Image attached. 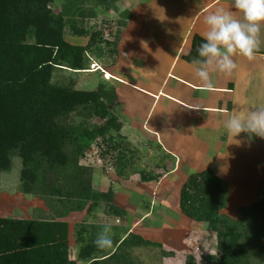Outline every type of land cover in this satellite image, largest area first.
<instances>
[{
	"label": "rangeland",
	"instance_id": "374dc122",
	"mask_svg": "<svg viewBox=\"0 0 264 264\" xmlns=\"http://www.w3.org/2000/svg\"><path fill=\"white\" fill-rule=\"evenodd\" d=\"M214 1L118 0L116 6L108 11L90 1L84 4L83 8L93 11V15L77 21L88 35L74 37L70 30L65 40L71 45L86 47L92 36L97 35V43L87 53L88 66L86 70L76 72L60 67L53 81L70 84L81 91L106 88L115 92L107 120L115 117L119 130L112 129L105 139H98L79 160V166L88 170L83 180L90 181L92 191L97 195L110 192V204L99 201V206L89 212V206L93 205L90 201L84 211L71 212L72 206H61L57 197L52 200L25 195L21 181L22 160L14 157L11 169L0 178V218L56 219L66 223L69 228V259L77 264H89L80 258V252L94 241L102 225L112 226L113 246L105 253H114L129 237L130 230L146 218L150 224L144 225V222L143 226L152 232L151 240L160 241L163 234L159 229L166 230V239L178 246V256L168 260L159 248L130 244L123 248V252L134 264H186L187 257H193L196 264H207L204 261L207 256L217 255L216 234L205 233L201 224L194 227V231L201 232L200 239L199 234L194 235L196 238L190 239L186 248L180 246L175 231L178 229L182 235L184 226H187V221L179 215L181 189L190 176L212 170L229 187L228 205L222 214L240 220L241 208L262 200L264 176L257 173V159L249 153L242 155L238 152L226 159L223 152L218 153L221 143L213 136L200 134L195 138L188 134L186 142L167 144L179 150L184 157V164L177 169L178 159L165 157L159 146L161 142L165 144L162 130L172 132L179 128L180 122L190 124L191 121L186 119L188 113L178 107L184 98L177 89L176 76L180 66L175 76L165 79L161 89L163 77L178 54L180 44L190 33L182 59L191 57L195 35L206 28L204 16L219 7L234 11L233 0H219L210 7V12L207 10L204 16L194 21L197 12ZM53 11L55 15L61 13V1L55 3ZM260 36L264 37L262 26ZM156 68L159 75L154 76L158 72ZM155 91L159 92L157 96L153 94ZM211 98L212 94H209L206 101L211 103ZM92 120L94 125H106L107 121ZM167 138L171 139L164 134V139ZM205 138L210 143L201 145L205 149L197 151L198 139ZM206 146L210 147L208 151ZM120 148L129 150L128 164L117 161ZM172 167L177 169L176 173H172ZM260 171L264 172V168ZM143 174L153 179L144 182ZM59 213L64 214L62 219L58 218ZM198 249L200 253L196 254Z\"/></svg>",
	"mask_w": 264,
	"mask_h": 264
},
{
	"label": "trees",
	"instance_id": "16d2710c",
	"mask_svg": "<svg viewBox=\"0 0 264 264\" xmlns=\"http://www.w3.org/2000/svg\"><path fill=\"white\" fill-rule=\"evenodd\" d=\"M58 1L62 11L55 15ZM88 1L108 11L118 0H0V178L11 169L13 158L19 157L25 195L57 197L61 206H72L71 212L84 211L90 201L89 212L99 201H110V192L97 195L90 181L83 180L88 170L79 166V160L98 139L120 128L115 117L107 120L113 90L81 91L53 81L60 67L76 72L88 66L87 53L97 43V35L86 47L65 40L70 30L74 37L88 35L77 21L93 15L83 8ZM202 42L194 37L188 62L198 58ZM95 118L107 120L106 125H94ZM120 150L117 161L128 164L129 150ZM152 179L142 175L144 182ZM228 199V184L212 170L190 176L181 189L180 211L217 237V255L204 261L264 264V190L261 202L240 209V220L222 214ZM63 217L58 214L59 219ZM68 237V225L56 219L0 218V264H77L69 259ZM129 237L114 253L98 250L92 241L81 249L80 258L89 264H134L123 252L130 244L159 248L165 257L174 255L160 244L133 234ZM186 264L196 261L187 257Z\"/></svg>",
	"mask_w": 264,
	"mask_h": 264
},
{
	"label": "crops",
	"instance_id": "0c3cea01",
	"mask_svg": "<svg viewBox=\"0 0 264 264\" xmlns=\"http://www.w3.org/2000/svg\"><path fill=\"white\" fill-rule=\"evenodd\" d=\"M218 1L219 0H215L210 5L201 8L197 12L194 21L198 17L204 16L206 11L218 3ZM210 11L211 9L209 12ZM262 27H264V25H262ZM205 30L206 28L202 30L200 34H196L195 36L203 39V33ZM189 34L190 33L186 34V37L180 44L178 54L174 57L171 66L167 68L166 75L163 77L164 81L162 82L161 89H163L162 87L164 86L163 84L165 79L175 76V73L180 66V72L176 76L177 89L182 92L184 98L183 100L181 99V104L178 107L180 110L182 109V111H186L188 113V117H186V119L191 120L192 122L190 121L189 124L186 123V121H182L179 124L180 129L176 127L172 132L167 129V131L161 129L165 144L161 142L159 143V146L165 154H169L173 159H178V169L182 164H184V157L179 153V150H175L172 145L169 146L167 144L181 141L186 142L185 138L188 134L194 136L195 138H197V135L206 134L208 137L213 136L221 143L217 151L219 154L220 152H223L222 156L226 159L230 156L233 157L234 153L236 154L237 152V154L242 153L243 155L244 153H249L254 156L258 161L257 173L264 176V172L260 171L261 168H264V139L259 137L249 138L245 133H241L239 136L233 138L224 128V121L233 115L237 109L264 107V48L262 47L264 46V37L259 36L260 46L258 51L255 52L253 60H248L242 56L234 57L233 59L237 64V68L230 75L212 73L211 79L213 87L211 89H206L194 75L195 65L188 62L184 58L182 59L184 50L188 47L189 37L191 36ZM155 71L158 72H155L153 75H159L158 68H156ZM158 93V91H155L153 94L157 96ZM209 94H212L211 100L209 99L211 103L206 101V98H209ZM213 95L215 96L213 97ZM164 134L169 135V138L171 137V139L169 140L167 138V140H165ZM198 141L199 146L197 147L198 149H196L197 151H201V149L204 148V146L201 148V145L210 143L206 140V138L198 139ZM206 149V151H208L210 147L206 146ZM172 169V173L175 171L177 172V169L175 170L174 167H172ZM107 203L110 204V201ZM179 212L180 217L187 221V226H184L182 235L181 231L177 229L175 231V236L178 239V242H180V246L182 245L181 247L186 248L189 240L194 239L196 235L199 234L200 239L201 232L194 231L196 223L186 217L181 211ZM143 223L144 225L150 224L146 218L142 221V223L134 227V229H131L129 234L139 236L146 241L160 244L166 253L174 254L173 256L165 259L173 260L174 258H177L178 253H176V247L178 246L166 239V230L159 229V233L163 235L160 234L162 236L161 239H159L160 241L155 242L150 238L152 232L144 227ZM155 231L156 229H154L153 232ZM195 253H200V249L196 250Z\"/></svg>",
	"mask_w": 264,
	"mask_h": 264
},
{
	"label": "clouds",
	"instance_id": "9594fccd",
	"mask_svg": "<svg viewBox=\"0 0 264 264\" xmlns=\"http://www.w3.org/2000/svg\"><path fill=\"white\" fill-rule=\"evenodd\" d=\"M232 9L217 8L204 16L206 30L193 59L194 75L206 89L213 87L211 74L230 75L237 64L234 57L254 59L260 46L261 26L264 25V0H233ZM239 14V15H238ZM231 137L245 133L249 138L264 139V107L237 109L224 121ZM112 226L104 224L93 241L98 250L113 246Z\"/></svg>",
	"mask_w": 264,
	"mask_h": 264
}]
</instances>
